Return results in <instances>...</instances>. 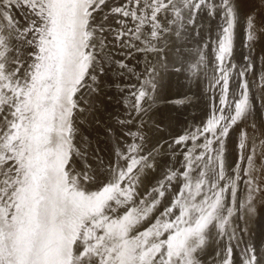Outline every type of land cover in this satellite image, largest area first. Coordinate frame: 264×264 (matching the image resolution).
<instances>
[{
	"label": "snow or ice",
	"instance_id": "6c2138e0",
	"mask_svg": "<svg viewBox=\"0 0 264 264\" xmlns=\"http://www.w3.org/2000/svg\"><path fill=\"white\" fill-rule=\"evenodd\" d=\"M105 4L106 0H0V264H198L196 253L205 245L206 230L215 227L223 235L229 225L233 210L225 207L224 193L230 190L234 196L236 181L224 176L221 138L248 112L246 85H242V98L227 122L217 129L219 120L214 118L203 130L212 134L203 147L215 155H207L205 167H213L208 173L201 171L200 176L207 179L213 195L204 193L197 201L205 183V179H197L195 194L192 185H186L188 196L184 197L181 189L161 218L143 231L138 225L156 207L155 197L150 202L142 198L139 203L143 207L134 205L124 214L119 212L135 200L136 166L151 167L148 156L133 155L143 145H130L127 154L117 150L116 161L109 163L108 179L103 182L86 159L83 165L78 164L84 153L75 142L76 112L85 109L77 94L84 88L95 91L97 64L100 73L104 72L106 44L104 39L97 40L96 34L105 28L95 24L94 13ZM140 4L141 0H126L111 9L113 14L139 21L135 29L118 33L116 39L129 34L140 39L138 33L149 20L155 38L161 27L158 14L169 6L176 11L173 0H143V6L136 7ZM204 4L205 0H184L190 10ZM222 4L228 24L219 44L217 59L221 62L231 51L233 17L229 0ZM14 9L25 13L23 22L12 14ZM176 15L180 13L176 11ZM252 24L249 19V27ZM222 79L227 91L226 71ZM145 94L141 90L136 96L138 112L143 110L140 101ZM214 142L219 148L212 147ZM240 147H245L243 139ZM197 159L204 160L205 155ZM246 159L253 164L252 156ZM235 168L240 169V163ZM253 171L254 167L243 169L249 177L250 195L241 207L249 213L254 211V194L264 198V189L251 187ZM184 175L187 177V172ZM217 179H227V183L218 185ZM156 191L159 197L164 196L163 191ZM247 251L252 254L245 264H260L254 250Z\"/></svg>",
	"mask_w": 264,
	"mask_h": 264
},
{
	"label": "bare ground",
	"instance_id": "6f19581e",
	"mask_svg": "<svg viewBox=\"0 0 264 264\" xmlns=\"http://www.w3.org/2000/svg\"><path fill=\"white\" fill-rule=\"evenodd\" d=\"M125 2L106 0L94 13L95 24L105 28L103 33L96 34V39H104L106 44L104 72L100 73V64H97L95 91L84 88L77 94L81 108L85 109L76 112L75 142L84 153L78 164L83 165L86 159L103 182L108 179L109 163L116 161L117 150L127 154L130 145H143L133 155L148 156L151 167L136 166L134 173L139 182L135 185V200L119 209L124 214L134 205L143 207L139 203L142 198L150 202L155 197L156 207L138 225L143 231L161 218L164 209L181 195V189H184L183 196H188L186 185L191 184L195 194L197 179H205V183L203 193L196 200L204 193L209 197L213 195L207 179L200 176L201 171L208 173V168L213 167H205L207 155H215L206 153L203 147L206 137L212 136L203 130L214 118L219 120L217 129L227 122L234 114L235 103L242 98V85H246L248 112L221 138L224 176L236 181L235 195L230 190L224 193L225 207L232 208L233 215L223 235L215 227L206 230L205 245L196 257L198 264H224L225 259L228 264H245L246 257L252 254L247 250L252 248L260 264H264V198L259 193L254 194V211L250 213L241 207L250 195L246 183L249 177L244 175L243 169L254 167L251 187L255 189L259 185L264 189V0H229L233 10L231 51L222 62L217 59L219 44L228 24L222 0H205L199 9L192 10L184 6V0H173L180 15L177 16L171 6L159 13L157 20L161 27L157 37L151 36L152 21L149 20L138 33L140 39L131 34L116 39L118 33L135 29L139 24L130 16L111 13L112 8ZM142 6L143 0L136 7ZM147 11L150 16L151 10ZM12 14L24 21L23 11L14 9ZM249 19L253 21L251 27ZM121 64L124 67H120ZM225 71L228 73L227 91L222 79ZM141 90L146 94L140 101L143 110L138 112L136 96ZM242 139L243 149L240 147ZM212 147L219 148V144L214 142ZM201 155H205L204 160L197 159ZM249 155L252 165L246 159ZM237 163L240 169L235 168ZM215 168L218 172V162ZM169 176L174 178L169 181ZM215 182L223 185L227 179ZM157 189L164 192L163 197L158 196Z\"/></svg>",
	"mask_w": 264,
	"mask_h": 264
}]
</instances>
